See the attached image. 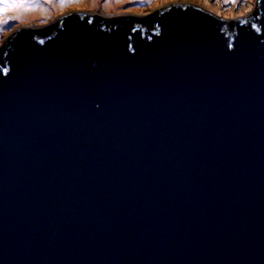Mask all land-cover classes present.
Wrapping results in <instances>:
<instances>
[{
    "label": "water",
    "instance_id": "obj_1",
    "mask_svg": "<svg viewBox=\"0 0 264 264\" xmlns=\"http://www.w3.org/2000/svg\"><path fill=\"white\" fill-rule=\"evenodd\" d=\"M0 54V264H264V0L69 13Z\"/></svg>",
    "mask_w": 264,
    "mask_h": 264
},
{
    "label": "rangeland",
    "instance_id": "obj_2",
    "mask_svg": "<svg viewBox=\"0 0 264 264\" xmlns=\"http://www.w3.org/2000/svg\"><path fill=\"white\" fill-rule=\"evenodd\" d=\"M257 2L258 0H10V3L28 7H10L6 11H0V44L12 32L74 12L101 17H148L167 6L183 4L203 9L222 21H234L254 11Z\"/></svg>",
    "mask_w": 264,
    "mask_h": 264
},
{
    "label": "snow or ice",
    "instance_id": "obj_3",
    "mask_svg": "<svg viewBox=\"0 0 264 264\" xmlns=\"http://www.w3.org/2000/svg\"><path fill=\"white\" fill-rule=\"evenodd\" d=\"M0 5H3L2 8H0V11H6L8 8H17V7H28L24 4H16V3H10V0H0Z\"/></svg>",
    "mask_w": 264,
    "mask_h": 264
},
{
    "label": "trees",
    "instance_id": "obj_4",
    "mask_svg": "<svg viewBox=\"0 0 264 264\" xmlns=\"http://www.w3.org/2000/svg\"><path fill=\"white\" fill-rule=\"evenodd\" d=\"M2 59H3V57H2V55L0 54V62H2V61H3Z\"/></svg>",
    "mask_w": 264,
    "mask_h": 264
}]
</instances>
